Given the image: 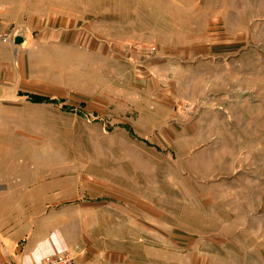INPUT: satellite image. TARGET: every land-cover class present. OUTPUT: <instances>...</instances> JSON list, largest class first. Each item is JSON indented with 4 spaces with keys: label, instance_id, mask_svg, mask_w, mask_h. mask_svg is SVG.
<instances>
[{
    "label": "rangeland",
    "instance_id": "374dc122",
    "mask_svg": "<svg viewBox=\"0 0 264 264\" xmlns=\"http://www.w3.org/2000/svg\"><path fill=\"white\" fill-rule=\"evenodd\" d=\"M4 4L0 227L60 213L101 261L264 264V0Z\"/></svg>",
    "mask_w": 264,
    "mask_h": 264
},
{
    "label": "crops",
    "instance_id": "0c3cea01",
    "mask_svg": "<svg viewBox=\"0 0 264 264\" xmlns=\"http://www.w3.org/2000/svg\"><path fill=\"white\" fill-rule=\"evenodd\" d=\"M3 3H7V0H0V35L6 34L8 28L6 19L8 9ZM3 17H5L4 24ZM65 207L66 205L59 207L57 212ZM39 214L27 219L26 216L23 223L9 222L0 227V262L31 264L40 261L46 255L73 250L76 256L75 264H116L113 256L107 261H101L99 257H91L87 254L85 232L88 231H81L82 225L84 230V224L80 219L76 218L77 220L74 221L72 215L63 216L60 213H55L54 218L50 214ZM74 223L77 225L75 230H72Z\"/></svg>",
    "mask_w": 264,
    "mask_h": 264
},
{
    "label": "built area",
    "instance_id": "2783aa9c",
    "mask_svg": "<svg viewBox=\"0 0 264 264\" xmlns=\"http://www.w3.org/2000/svg\"><path fill=\"white\" fill-rule=\"evenodd\" d=\"M0 264H12L9 261L0 262ZM33 264H73V257L68 251L53 255L45 256Z\"/></svg>",
    "mask_w": 264,
    "mask_h": 264
},
{
    "label": "water",
    "instance_id": "95a60500",
    "mask_svg": "<svg viewBox=\"0 0 264 264\" xmlns=\"http://www.w3.org/2000/svg\"><path fill=\"white\" fill-rule=\"evenodd\" d=\"M13 40L15 44H20L23 41V37L21 35H15Z\"/></svg>",
    "mask_w": 264,
    "mask_h": 264
}]
</instances>
